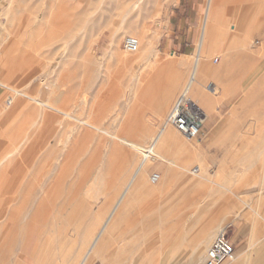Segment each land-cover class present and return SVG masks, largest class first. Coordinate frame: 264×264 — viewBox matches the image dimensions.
Instances as JSON below:
<instances>
[{
    "label": "rangeland",
    "instance_id": "374dc122",
    "mask_svg": "<svg viewBox=\"0 0 264 264\" xmlns=\"http://www.w3.org/2000/svg\"><path fill=\"white\" fill-rule=\"evenodd\" d=\"M146 6L151 7L152 14L136 25L122 21V0H0V58H4L0 76L5 74L0 80L5 79L10 86L30 95L37 93L34 85L54 81L61 85L63 93L46 94L45 99L51 98L54 106L65 111L67 108L75 115L84 97L85 115L96 118V123L110 133L119 132V127H113L115 117L125 119L135 114L133 123L141 126L140 136L131 133L128 136L140 140L139 145L145 148L153 133L161 126L166 127V117L186 86L208 0H147ZM223 8L230 11H223L222 33L226 38L221 37L214 53H210L215 69L205 80V86L218 88L216 94H210L215 99L216 132L202 133L199 139L187 141L168 126L199 155L193 156L184 177L181 166L185 158L179 154L169 155L170 161H159L148 170L144 191L130 206L109 244L110 252L118 250L113 255L109 252L113 264H190L188 258L196 234L210 225L214 217L211 215L223 207L224 220L215 238L200 247L203 257L220 231L227 232L237 252L235 262L228 264H247L248 256L264 246V0H227ZM193 33L195 39L191 37ZM127 37L141 42V50L149 55L148 62L140 63L136 58L139 54L123 50ZM180 40L193 44L188 54L179 49ZM177 82L174 97L163 109V120L157 119L156 104L162 95L158 98L156 88L169 89ZM7 91L0 88V152L22 139L26 151L15 155L0 170V264H38L31 254L36 248L45 247L42 241L50 249V264H65L66 254L74 249L77 260L73 264H80L94 233L98 234L104 219L114 211L117 195L125 190L130 175L113 176L110 163L116 158L105 150L111 140L108 135L102 134L101 140L91 138L83 146L71 149L65 143L74 125L71 121ZM136 91L140 92L138 101L134 100ZM142 91L149 92L147 98L153 96L151 101L143 97ZM203 91L210 93L204 88ZM96 106L105 107L101 108L104 112L100 114ZM198 106L205 108L200 102ZM94 108L97 113L92 112ZM227 119L228 128L217 138V129ZM200 166L203 178L192 172ZM153 174H160L167 184H152ZM193 180L201 184L195 185ZM79 184L84 185L83 192L87 188L97 190L92 202L82 201L83 196L76 194ZM43 200L46 205L42 211ZM146 219L149 225L143 228L142 224L148 223ZM85 234L87 243H82ZM96 261L103 264L100 259Z\"/></svg>",
    "mask_w": 264,
    "mask_h": 264
},
{
    "label": "bare ground",
    "instance_id": "6f19581e",
    "mask_svg": "<svg viewBox=\"0 0 264 264\" xmlns=\"http://www.w3.org/2000/svg\"><path fill=\"white\" fill-rule=\"evenodd\" d=\"M16 1V0H15ZM227 0H208V9H207V14L205 17V21L203 24V28H202V33H201V37H200V41H199V46L197 48V53L196 56L194 58V64L192 67V70L190 72V75L188 77V81L186 83V86L184 88V90H188L189 92V96L191 97V101L194 107H198L200 108L199 102L202 106H205V108H200L201 111L204 113L203 116V124H209L211 122L212 119V114H213V107H214V103H215V99L212 95L210 94H216L217 92V87L213 88V87H209V86H205V80L214 74V66L212 65L211 62V55L210 53L213 52L214 50H216L218 43L221 39V37H224V33H222V28H223V24H224V20H222L224 18V14L223 11H229L228 9H224V4L226 3ZM147 0H122V5L124 6L123 8V12H122V21H128L131 24H136L139 25V21L141 18H144L145 16H150L152 14V9L151 7H147L146 6ZM229 5V4H227ZM65 7H63L64 9ZM8 9V8H7ZM6 9V10H7ZM224 9V10H223ZM230 13V11H229ZM226 17V15H225ZM72 21V20H71ZM35 22V21H34ZM226 22V21H225ZM66 26V25H65ZM63 26V27H65ZM146 26V24H144V27ZM73 27V26H72ZM77 28V26H76ZM242 28V27H241ZM66 29V28H65ZM69 29V28H68ZM89 30V29H88ZM145 30V29H144ZM76 31V30H75ZM78 31V30H77ZM117 32V31H116ZM114 32V33H116ZM69 33V32H68ZM72 33V32H71ZM66 34V33H65ZM71 35V34H69ZM67 37V36H66ZM66 39V38H65ZM115 40V39H114ZM139 42V50L136 52L138 55L137 61L138 62H148L149 61V55L144 53L141 50V42L136 39ZM227 40V39H226ZM148 42V41H147ZM116 45V43H113V47ZM117 50L114 47L115 51ZM196 51V50H195ZM214 53V52H213ZM117 55V54H116ZM174 55V54H173ZM159 56V55H158ZM118 57V56H117ZM2 59L3 56L1 57ZM0 58V63L2 64V60ZM133 58V57H132ZM171 58V57H170ZM6 59V58H5ZM161 59V58H160ZM161 61V60H160ZM134 62V61H133ZM162 63V62H161ZM224 63H222V66H224ZM163 64V63H162ZM165 65V64H163ZM168 65H165V67H167ZM189 66V65H188ZM7 67V66H5ZM8 68V67H7ZM6 68V69H7ZM160 68V67H159ZM178 69V68H177ZM4 70V69H3ZM2 70V71H3ZM165 70V69H164ZM6 71V70H5ZM162 72V71H161ZM3 73H6L3 71ZM2 73V74H3ZM19 73V72H18ZM166 74V73H165ZM5 75V74H4ZM3 75V76H4ZM161 75V74H160ZM171 75V74H170ZM172 75H174L172 73ZM171 75V76H172ZM178 74H176L177 76ZM2 76V77H3ZM8 76V74L6 75ZM153 76V75H152ZM157 76V75H156ZM175 76V75H174ZM173 76V77H174ZM0 76V78H2ZM163 77V75L161 76ZM182 77V76H181ZM6 78V77H5ZM153 78V77H151ZM150 78V79H151ZM158 78V77H157ZM178 78V77H177ZM61 79V78H60ZM155 79V78H154ZM169 79V78H168ZM171 79V77H170ZM176 78H174L175 80ZM183 79V78H182ZM3 80V79H2ZM5 80V79H4ZM1 81L0 80V88L2 87L5 90L11 91V93H14L16 95H21L24 96L26 98H28L29 100L33 101V102H37L39 104H41V106H43L44 108L54 111L57 114L62 115L63 120L65 121H71L73 125V127L70 129L69 133L67 134L66 138H65V143L66 145H69L72 148L76 149L79 148V146L83 143H87L91 138L96 139V140H101L102 134H106L110 137V141H108L107 145H106V149L107 150V154H111L114 159L110 165L113 169V176L115 178H117L118 176L120 178H125L126 176L130 175V178L127 182V184L125 185V190L120 193L119 195H117V199L115 201V209H113L114 211L111 212V215L109 216L108 219H104V222L98 232V234L95 236L94 233V237L92 240H90V244L88 245V247L86 248L85 253L82 255L81 260H80V264H88L92 259L96 260V259H100L103 264H113V259L111 258V255L109 254L110 250H109V244L112 241V238L114 236V233L116 231V229L119 227L120 223L122 221H125L124 217L126 216L125 214L128 212L129 208L131 205H133L132 203L135 201L136 197L139 196V194H141L144 191V186H145V177L146 174L148 172V170L155 164L158 163L159 161H170V157L169 155H182L185 158V162L184 164L181 166L182 169V174L181 176L184 177L186 176V173L189 171L188 170V166L191 160H193V156H198L199 153L198 151H194V149L192 150L185 142H183L181 140V138L179 137V134H177V131L172 130L171 128L169 129V127H162L158 130V132L156 134L153 133L154 137L151 139V141L149 142V144L145 147L142 148L139 144H141V142L130 139V137L128 136L129 133L131 134H138L139 132V127L141 126H136L135 123H133V119L135 118V114H131L130 118H125L122 119L120 118V116L118 115L117 117L114 118V125L113 127H119V132L118 133H110L108 132L106 129L101 128L97 123H96V118L95 120H93V118L91 116H86L84 111L87 109H84V106L86 105V99L82 98L79 102L81 103V101H83L80 105L78 104V102H75L76 104H78V110L76 109L77 113L74 115L70 110H68L66 108V111L68 110V112L70 111L71 113L66 112L65 110L54 106L51 103V98L54 95H56L57 93H63L60 91V87L57 85L56 82L54 81H41L40 85H34L35 88L34 89H38L36 95H30L24 92L23 89H19V88H15L10 86V84L6 83V81ZM160 80V78H159ZM177 81V80H176ZM181 81V78L180 80ZM84 82V81H83ZM151 82L152 79H151ZM62 83V81H61ZM182 83V82H181ZM64 84V83H63ZM62 84V85H63ZM152 84V83H151ZM166 84V83H165ZM174 85H172L169 89L166 87V90L164 86H159L156 88L155 93L158 95V98L160 95H162L161 100L157 102L156 106V118L157 119H162L164 118L163 115H165L163 113V109L166 106V103L170 101L171 98L174 97L178 87H179V83H172ZM162 85V84H161ZM181 85V84H180ZM41 86V87H40ZM142 86V85H141ZM140 86V87H141ZM184 86V85H183ZM40 87V88H39ZM64 87V86H63ZM77 87V86H76ZM84 87L85 84H84ZM83 87V88H84ZM144 87V86H143ZM156 87V86H155ZM81 88V86H80ZM79 88V91H80ZM153 88V87H152ZM203 88L206 89L207 91H209L210 93H206L205 91H203ZM33 89V90H34ZM143 89V88H142ZM146 89V88H145ZM7 91V92H8ZM83 92V89H82ZM81 92V93H82ZM86 92V90H85ZM134 92V91H133ZM132 92V93H133ZM6 93V91H5ZM149 92H145L142 91V94H144L145 99L147 101H151L152 97H146L148 95ZM46 94L52 95L49 98L50 99H45L44 97H46ZM77 94L80 96V93L77 92ZM76 94V95H77ZM87 94V93H86ZM135 99L134 100H139V96H140V92L136 91L135 93ZM160 94V95H159ZM77 95V97H78ZM133 96V95H132ZM78 99V98H77ZM70 101V100H69ZM68 101V102H69ZM61 102V100H60ZM63 102H67V101H63ZM103 104V103H102ZM102 104H100L102 106ZM63 105V104H62ZM66 105V103L64 104ZM75 105V104H74ZM137 105V104H136ZM59 106H61V104H59ZM99 106V105H98ZM105 106V105H104ZM103 106V107H104ZM155 106V107H156ZM62 107V106H61ZM93 108V107H92ZM97 108V106H96ZM99 108V107H98ZM97 108V109H98ZM100 107V111H98L100 114H102L104 111L102 108ZM168 108V107H167ZM97 109L94 108V110L92 111L94 113V111L97 113ZM244 109V108H243ZM45 110V109H44ZM46 113V112H45ZM166 113V112H165ZM42 114V113H41ZM116 114V112L114 113ZM138 114V113H137ZM92 115V114H91ZM48 116V115H46ZM51 117L53 115H50ZM56 116V115H55ZM52 120V119H51ZM163 120V119H162ZM48 121L49 120H46ZM57 121H59L57 119ZM98 122V121H97ZM46 123V122H44ZM62 123V122H60ZM100 123V122H99ZM240 123V122H239ZM64 124V123H63ZM139 124V123H138ZM141 124V123H140ZM102 126V125H101ZM228 119L225 120L222 125L217 129V138L220 137L221 134H223L225 132V129L228 128ZM70 128V126H69ZM69 128L67 127V130H69ZM143 128V127H142ZM159 128V127H158ZM65 129V128H64ZM112 129V128H111ZM141 129V128H140ZM157 129V128H156ZM51 130V129H48ZM66 130V131H67ZM45 131V130H44ZM52 131V130H51ZM50 131V132H51ZM142 131V129H141ZM157 131V130H154ZM145 132V131H144ZM144 132H141V135H144ZM146 133V132H145ZM66 134V133H65ZM42 135H44V133L42 132ZM41 135V136H42ZM139 135V134H138ZM138 135H135L136 137H138ZM142 135V136H143ZM47 136H50V133ZM135 136L133 137L135 139ZM140 136V135H139ZM150 136V134H149ZM146 137V136H145ZM47 138V137H46ZM132 138V137H131ZM140 138V137H139ZM62 139V138H61ZM106 139V138H105ZM150 140V139H149ZM58 141H60L58 139ZM92 142V140H91ZM95 142V141H94ZM93 143V142H92ZM25 144V139H22L18 144L14 145L12 148L8 147L6 149H8L6 151L2 150L3 152H0V170H4L6 168V163L10 162L12 158L15 157V155H18L21 151H26L24 150V145ZM63 144V143H62ZM84 145V144H83ZM81 145V146H83ZM92 145V144H91ZM90 145V146H91ZM102 145V144H101ZM104 145V143H103ZM55 146V145H54ZM58 146V143L56 145V147ZM191 146V144H190ZM50 147V146H49ZM67 147V146H66ZM55 148V147H54ZM81 148V147H80ZM87 148V147H86ZM100 148V147H99ZM104 147H102L103 150ZM2 149H4L2 147ZM53 149V148H52ZM83 149V148H82ZM57 150V149H56ZM61 150V149H60ZM59 150V151H60ZM101 150V151H102ZM55 151V150H54ZM63 151V150H62ZM79 150H77L78 152ZM80 152V151H79ZM78 152V153H79ZM84 152V151H83ZM82 152V153H83ZM62 153V152H61ZM90 153L91 152H87ZM57 155V153H55ZM54 154V155H55ZM69 155V154H68ZM81 155V152H80ZM86 155V153H85ZM78 156V155H77ZM98 156V155H97ZM140 156V162L138 164L137 160L139 159ZM54 157V156H53ZM67 157V156H66ZM72 157V156H70ZM82 157V156H81ZM84 157V156H83ZM93 157V156H92ZM100 157V156H98ZM96 157V160L97 158ZM47 158V157H46ZM60 158V157H58ZM48 159V158H47ZM63 159V158H62ZM60 159V160H62ZM93 159V158H92ZM45 160V159H44ZM54 160V159H53ZM52 160V161H53ZM65 160V159H64ZM68 160V158H67ZM78 160V159H77ZM95 160V158H94ZM57 161L58 164V160L55 159V163ZM82 161V160H81ZM80 161V164H81ZM100 161V160H99ZM15 162V161H14ZM50 162V160H49ZM48 162V163H49ZM64 162V161H63ZM83 162V161H82ZM106 162V161H105ZM108 162V161H107ZM137 162V166H135V163ZM69 163V162H68ZM72 163V162H71ZM99 163V162H98ZM60 165V164H59ZM74 165V164H73ZM76 165V164H75ZM53 166V165H52ZM72 166V164H71ZM47 168L49 166H46ZM45 167V168H46ZM66 167V166H65ZM46 168V169H47ZM50 170H52V167ZM48 168V169H49ZM201 170V166L199 167ZM207 168V167H206ZM60 169V168H59ZM194 170V169H193ZM192 170V172H193ZM200 170L197 173V177H202L203 176L200 174ZM203 170V169H202ZM45 171V169H44ZM47 171V170H46ZM45 171V172H46ZM60 171V170H59ZM69 171V170H67ZM43 171H41L42 174ZM57 172V171H56ZM65 172V171H64ZM99 172V171H98ZM109 172V171H108ZM111 172V173H112ZM205 172H208V170L206 169ZM44 173V172H43ZM110 173V172H109ZM110 173V175H111ZM173 172L169 173L167 176H169V178L172 177ZM46 174V173H45ZM47 174L49 175V173L47 172ZM107 174V173H106ZM105 174V175H106ZM205 173H203L204 175ZM43 175V174H42ZM41 175V177H42ZM63 175V173H62ZM97 175V174H96ZM108 175V174H107ZM106 175V176H107ZM207 175V174H206ZM65 176V175H64ZM63 176V177H64ZM112 176V175H111ZM51 177V176H50ZM196 177V178H197ZM56 178V177H55ZM83 178V177H82ZM102 178V177H101ZM118 178V180L120 179ZM167 178V177H166ZM3 179V178H2ZM42 179V178H41ZM47 179V178H46ZM50 179V178H49ZM48 179V181H50ZM99 179V178H98ZM114 179V178H113ZM188 179V178H187ZM103 180V179H102ZM109 180V179H108ZM189 180V179H188ZM62 181V180H61ZM80 181V179H79ZM98 181V180H97ZM113 181V180H110ZM82 183V180L80 181ZM109 182V181H108ZM107 182V183H108ZM42 183V182H41ZM98 183V182H96ZM100 183V182H99ZM106 183V182H105ZM165 182L163 180L159 181L160 185H163ZM170 183V182H169ZM193 184L195 185H199V183L201 184V182L192 181ZM9 184V183H8ZM11 184V183H10ZM52 184V183H51ZM60 184V183H59ZM147 184V183H146ZM167 184V182H166ZM164 184V185H166ZM7 185V183L5 184ZM55 185V184H54ZM83 185V184H82ZM81 184H79L77 186V195H81L80 197L83 196V198H81V200L83 201V199L87 200V201H93L95 199V195L96 192H93V189L87 190L85 189V191L83 192L84 189V185L82 186ZM93 185V184H92ZM169 185V184H168ZM167 185V186H168ZM47 186V185H46ZM57 186V185H56ZM60 186V185H59ZM58 186V189L61 187ZM96 185H94L95 187ZM97 186H99V191H100V185L98 184ZM102 186V185H101ZM107 186H111L109 184H107ZM148 186V185H146ZM52 187V186H51ZM114 187V186H113ZM164 187V186H163ZM169 187V186H168ZM3 188V187H2ZM56 188V187H54ZM93 188V187H92ZM154 187H152L153 189ZM166 188V187H165ZM199 188V187H198ZM108 189V188H107ZM1 190V189H0ZM45 190V189H44ZM57 190V188H56ZM95 190V188H94ZM104 190V189H103ZM103 190H101L102 192H104ZM4 191V190H2ZM58 191V190H57ZM111 191V190H110ZM45 193V192H43ZM105 193V192H104ZM102 193V194H104ZM108 193V192H107ZM151 193V192H150ZM155 193V192H154ZM52 194H54L52 192ZM100 194V193H99ZM158 194V193H157ZM2 195V194H1ZM56 195V194H54ZM151 195H153V192L151 193ZM159 195V194H158ZM153 196H156L153 195ZM160 196V195H159ZM157 196V197H159ZM165 196V195H164ZM54 197V196H53ZM48 198V197H47ZM42 199V198H41ZM52 199V197H51ZM51 199H49L51 201ZM56 199V198H55ZM46 200V198H45ZM43 200V202H41V210H44V206L46 205V201ZM80 200V201H81ZM205 200V199H204ZM219 201V200H218ZM222 202V201H220ZM224 202V201H223ZM227 204L228 201H226ZM51 203V202H50ZM82 203V202H81ZM204 203V202H203ZM89 204V203H88ZM205 204V203H204ZM209 204V203H208ZM207 204V205H208ZM211 204V202H210ZM226 204V203H225ZM231 204V203H230ZM81 205V204H80ZM83 205V203H82ZM93 205V204H92ZM221 205V204H220ZM136 206V205H135ZM93 207V206H92ZM228 208V207H227ZM226 208V209H227ZM218 209V208H217ZM223 209H225L223 207ZM223 209H219L216 214L215 212L213 214L215 215H211L214 216L211 219V223L210 225H206L207 227H205V229L201 232H199L198 234H196V242H195V246L192 247L190 255H189V263L190 264H197L200 262V264L204 263L205 260V256L203 257L201 254V250L200 247L204 246V245H209L211 243V241H213V239L215 238V235L217 233V231L220 229L221 223L223 222L224 218L222 217V212ZM165 210V209H164ZM41 211V212H42ZM140 211V210H139ZM224 213V212H223ZM139 214V213H138ZM146 216V215H144ZM148 216V215H147ZM150 216V215H149ZM163 216V215H162ZM193 216V215H192ZM206 216V215H205ZM205 216H202L205 217ZM46 217V215H45ZM44 217V218H45ZM135 217V216H134ZM209 217V216H207ZM41 218H43L41 216ZM47 219V217H46ZM205 219V218H204ZM210 219V218H209ZM44 220V219H43ZM131 220V219H130ZM148 221L147 224L143 225L141 227H148L149 225V219H146ZM137 222V220H135ZM151 221V220H150ZM155 221V220H154ZM44 222V221H43ZM42 222V223H43ZM131 222V221H130ZM135 222V223H136ZM126 223V222H125ZM124 223V224H125ZM134 224V222H132ZM204 223V222H203ZM45 224V223H44ZM202 224V223H201ZM43 225V224H42ZM199 228V227H198ZM140 231V230H139ZM60 232V231H59ZM68 232V231H67ZM146 232V231H145ZM221 232V231H220ZM219 233V232H218ZM60 235V234H59ZM86 235V236H85ZM83 236V241L82 243H85L87 240V235L85 234ZM62 236V235H61ZM195 236V234H194ZM193 236V237H194ZM9 237V235H8ZM6 237V239L8 238ZM52 237V236H51ZM65 237V236H64ZM59 238V237H58ZM85 239V240H84ZM8 240V239H7ZM54 240V239H53ZM78 241V240H77ZM10 243V242H9ZM8 243V244H9ZM87 243V242H86ZM41 244H44L45 247H41V250L39 248H36L33 253L31 254V258L33 260H35L38 264H50L51 260L49 259V255H51L50 249H48L47 245L45 244V242H41ZM82 245V244H81ZM80 245V246H81ZM85 245V244H84ZM74 246V245H73ZM76 247V246H75ZM77 248V247H76ZM82 248H80V251ZM114 249V248H113ZM203 249V248H202ZM75 250V249H74ZM72 250V252L70 254H66L64 262L65 264H73L75 262V260H77V257L74 258V255H76L75 253L77 251ZM135 250V249H133ZM250 250V249H249ZM114 251H118V250H112V255L114 254ZM110 252V253H111ZM62 254V253H61ZM81 254V253H80ZM116 255V254H115ZM81 256V255H80ZM79 256V259H80ZM114 257V256H113ZM118 257V256H117ZM133 257V256H132ZM131 257V258H132ZM133 259V258H132ZM187 260V259H186ZM187 260V261H188ZM117 262V261H116ZM131 262V261H129ZM118 263V262H117ZM115 263V264H117ZM31 264V263H30ZM184 264V263H183ZM247 264H264V246L261 247L259 250H256L253 252L252 255H249L247 258Z\"/></svg>",
    "mask_w": 264,
    "mask_h": 264
},
{
    "label": "built area",
    "instance_id": "2783aa9c",
    "mask_svg": "<svg viewBox=\"0 0 264 264\" xmlns=\"http://www.w3.org/2000/svg\"><path fill=\"white\" fill-rule=\"evenodd\" d=\"M123 50L135 54L139 50V42L133 37H127L123 42ZM204 113L194 107L188 90H183L165 120V126L175 128L187 141L200 138L203 127ZM199 168L193 170L194 174ZM161 180L160 174H153L150 181L157 184ZM237 252L226 231H221L208 249L203 264H228L235 262Z\"/></svg>",
    "mask_w": 264,
    "mask_h": 264
},
{
    "label": "crops",
    "instance_id": "0c3cea01",
    "mask_svg": "<svg viewBox=\"0 0 264 264\" xmlns=\"http://www.w3.org/2000/svg\"><path fill=\"white\" fill-rule=\"evenodd\" d=\"M191 37H192V39L194 37L196 38V35L193 33V34H191ZM177 45H178L180 50L184 51L185 54H188L189 49H190V47H192L193 44L186 43V40H180L177 43ZM214 118H215V114L213 113L211 122L208 125L204 124L205 126L202 127V133L204 135H207L209 133L212 134L213 132H216L215 127L213 126ZM88 264H97V261L96 260H91Z\"/></svg>",
    "mask_w": 264,
    "mask_h": 264
}]
</instances>
